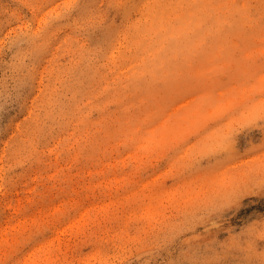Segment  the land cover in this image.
<instances>
[{"label": "rangeland", "instance_id": "374dc122", "mask_svg": "<svg viewBox=\"0 0 264 264\" xmlns=\"http://www.w3.org/2000/svg\"><path fill=\"white\" fill-rule=\"evenodd\" d=\"M0 264H264V0H0Z\"/></svg>", "mask_w": 264, "mask_h": 264}]
</instances>
